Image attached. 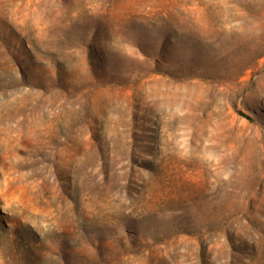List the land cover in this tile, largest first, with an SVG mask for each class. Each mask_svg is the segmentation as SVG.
Here are the masks:
<instances>
[{
  "label": "rangeland",
  "instance_id": "374dc122",
  "mask_svg": "<svg viewBox=\"0 0 264 264\" xmlns=\"http://www.w3.org/2000/svg\"><path fill=\"white\" fill-rule=\"evenodd\" d=\"M0 264H264V0H0Z\"/></svg>",
  "mask_w": 264,
  "mask_h": 264
}]
</instances>
